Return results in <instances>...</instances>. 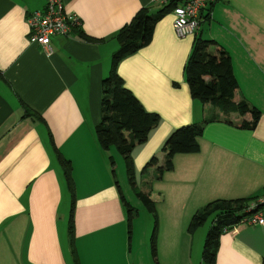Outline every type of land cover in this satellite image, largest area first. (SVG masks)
Here are the masks:
<instances>
[{
  "label": "crops",
  "instance_id": "0c3cea01",
  "mask_svg": "<svg viewBox=\"0 0 264 264\" xmlns=\"http://www.w3.org/2000/svg\"><path fill=\"white\" fill-rule=\"evenodd\" d=\"M63 2L81 27L53 37L52 52L45 53L29 42L28 17L47 0H0V264H205L207 223L190 234L193 217L213 202L264 192V0L210 3L196 35L185 38L176 35L171 10L152 42L118 66L126 88L160 117L133 151L135 181L153 158L157 165L148 172L162 167V149L175 130L217 118L205 125L198 153L176 155L173 169L153 176L142 192L155 204L157 223L138 218L123 188V157L114 148L103 151L95 129L117 33L142 9L156 15L165 7L153 0ZM197 36L230 57L235 101L261 113L255 129L240 127L251 115L226 117L191 95L185 67ZM52 141L71 161L74 197ZM123 199L136 210L131 230ZM216 264H264V225L241 223L224 232Z\"/></svg>",
  "mask_w": 264,
  "mask_h": 264
},
{
  "label": "trees",
  "instance_id": "16d2710c",
  "mask_svg": "<svg viewBox=\"0 0 264 264\" xmlns=\"http://www.w3.org/2000/svg\"><path fill=\"white\" fill-rule=\"evenodd\" d=\"M174 4L165 7L156 15H151L146 9L139 11L130 23L126 24L116 35L119 50L111 60L109 75L103 79L102 88V121L96 127L95 132L98 143L103 151L114 148L123 157L127 174L137 197L145 207L154 215L155 223L158 216L155 204L148 195L138 190L135 182V164L133 151L137 145L147 142L150 133L159 126L160 117L149 113L141 102L128 90L123 79L119 76L117 69L119 64L127 57L147 47L153 39L155 28L162 18L169 13ZM210 17V13L205 17ZM83 38L88 42H103L88 36ZM217 44L206 40L201 36L195 39L191 56L185 67V77L189 85L191 95L203 104H211L224 116L239 114L241 117L251 115V122L244 121L240 127L253 130L256 128L261 113L249 103L242 100L235 101L238 83L233 73L230 57L223 50L211 51ZM217 121V118L205 120L204 124H193L175 130L166 141L162 152L165 154V165L158 168L160 177L164 171L173 169V159L178 154H195L200 151L198 138L203 135L207 123ZM52 146L58 161L63 169L69 191L74 197L75 183L73 179V168L71 161L66 160L52 141ZM111 167L114 169L115 161L110 158ZM158 159L153 158L144 171L157 165ZM113 173L115 171L113 170ZM261 195L240 199L235 201H216L203 210L199 211L192 219L189 233L194 234L202 228L210 218H214V224L209 230L203 249V262L205 264H216L217 254L220 246L221 235L244 223L249 216L248 211ZM124 200L128 212L129 230L132 228L134 209ZM72 206V216L74 212ZM71 216V241L73 242V224ZM153 254L156 255V234L152 238Z\"/></svg>",
  "mask_w": 264,
  "mask_h": 264
},
{
  "label": "built area",
  "instance_id": "2783aa9c",
  "mask_svg": "<svg viewBox=\"0 0 264 264\" xmlns=\"http://www.w3.org/2000/svg\"><path fill=\"white\" fill-rule=\"evenodd\" d=\"M216 1L218 0H153L162 7L175 5L172 9L173 26L180 38L196 35L202 12ZM28 24L30 44L43 48L45 53H51L52 38L69 36L80 29L81 20L75 14L67 13L63 0H47L44 10L33 12L28 17ZM248 214L244 223L260 227L264 225V195L251 205Z\"/></svg>",
  "mask_w": 264,
  "mask_h": 264
},
{
  "label": "rangeland",
  "instance_id": "374dc122",
  "mask_svg": "<svg viewBox=\"0 0 264 264\" xmlns=\"http://www.w3.org/2000/svg\"><path fill=\"white\" fill-rule=\"evenodd\" d=\"M122 161H123V174H122V176H124V178H125L123 188L125 187L124 189H126L125 194H126L128 200H129V202L134 206V208L136 207L137 211L139 212L138 218L140 217V219H153L154 215L151 212H149V210L147 208L144 207L145 205L143 206L141 204V202H139L137 200V198H136V196L134 194L129 193V192H132V190H131L132 185H131L130 180H128L126 178L127 175H128L127 174V170H126V165H125L124 159H122ZM110 165H111V162H110ZM164 165H165V163L162 166H164ZM114 167H116V164H115ZM144 170H145V168L142 171L143 173L140 172V173L137 174L136 181H135L136 184H137L138 190L141 191V192H145L149 188V183L153 179V176H155V179H157V177H158V179L161 178L159 172L158 171L156 172V170H153V171L150 170V172H148V170L147 171H144ZM70 199H72V198L70 197ZM71 203H72V200H71ZM204 208H202L201 210H203ZM70 209H71V207H70ZM135 211L136 210L134 209V212ZM213 219H214L213 217L210 218L208 220L206 226L203 228L204 229L203 231H204L205 241H206V237H207V235L209 233V230L211 229V227L214 224V220Z\"/></svg>",
  "mask_w": 264,
  "mask_h": 264
}]
</instances>
